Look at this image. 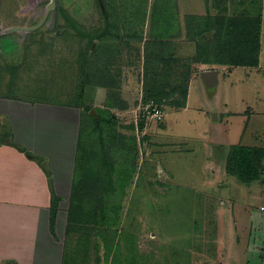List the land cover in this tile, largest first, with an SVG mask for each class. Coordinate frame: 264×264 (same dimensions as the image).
Listing matches in <instances>:
<instances>
[{
    "label": "rangeland",
    "instance_id": "374dc122",
    "mask_svg": "<svg viewBox=\"0 0 264 264\" xmlns=\"http://www.w3.org/2000/svg\"><path fill=\"white\" fill-rule=\"evenodd\" d=\"M36 2V9H24L25 0H0V17L14 27L36 23L48 0H30V8ZM55 2L87 33L104 25L105 10L111 32L90 42L55 10L33 33L15 28L0 34V41L9 39L7 48L14 43L9 54L0 47V93L79 109V126L86 134L91 125L84 106L117 120L112 136L117 191L107 199L118 210L109 213L111 225L75 223L78 229L62 239L67 242L65 264H264V185L242 184L224 169L231 145H264V0H208L213 17L260 14L259 66L232 72L189 61L196 47L187 30L199 21L182 18L186 8V14L189 10L204 17V0H184L186 8L181 10L174 0H104V6L99 0ZM164 51L172 67L178 59L177 73L186 69L181 65L191 66L192 82L188 108L175 110L165 102L163 120H157L151 113L154 103L142 100L144 73L150 64L161 66L155 60ZM105 65L110 70L105 82L118 87L117 109L105 106L108 88L100 87L97 77L85 86L82 100L78 98L84 72ZM208 69L222 73L210 93L199 79ZM175 76L171 72V79ZM75 167L78 180L85 171ZM67 204L62 205L63 219Z\"/></svg>",
    "mask_w": 264,
    "mask_h": 264
},
{
    "label": "trees",
    "instance_id": "16d2710c",
    "mask_svg": "<svg viewBox=\"0 0 264 264\" xmlns=\"http://www.w3.org/2000/svg\"><path fill=\"white\" fill-rule=\"evenodd\" d=\"M104 6V0H99ZM206 14L204 17H186L185 20H196L191 32L187 30L190 41L195 42V56L189 61L202 65H217L220 67H246L257 68L259 66L260 37H261V17L259 13L245 11L241 14L232 16H211L209 14L208 0H204ZM61 15L77 35L88 40H101L103 36L110 33L109 18L104 10V25L92 33L81 31L76 23L63 11ZM201 20V21H200ZM212 34L211 38L207 34ZM163 46V45H162ZM168 52L159 54L155 62L161 66L149 65L144 69V82L147 88L143 90V103L152 101L160 113L162 104L168 102V106L175 110L182 109L186 105L188 95V84L192 75L191 66L186 65L183 72H176L178 59L173 60L175 67H172V59ZM159 69V70H158ZM171 72L176 73L171 79ZM85 80L78 86V98L82 100L85 86L91 82V78H98L100 87L108 88L105 106L108 109L119 108L120 100L117 97L116 84L105 82L104 77H110V70L104 67H96V70L84 72ZM99 75V76H98ZM174 74H172L173 76ZM110 80V78H108ZM113 85V86H111ZM176 96V97H175ZM154 107V108H155ZM87 111L91 128L89 134L84 133L79 127L78 139L75 154V166L78 165L85 171L78 180L72 182V189L68 200L66 238L71 232L76 231L78 224L86 222L91 227L99 225H111L113 221L109 218V213H116L118 205H113L107 199V195L112 196L116 193L115 186L118 175H115V161L112 155H116L113 149L115 145V127L117 120L108 114L103 117L102 111L95 110L97 119L90 114L91 108L83 107ZM153 110V109H152ZM151 110V113H153ZM82 119L85 115L81 114ZM159 120H163V116ZM103 125L107 126V131L103 130ZM144 126V116L138 124L139 130ZM134 129L133 126L129 127ZM105 132V133H104ZM107 135V136H105ZM117 141H123L122 137H116ZM119 144V143H117ZM122 149V147H120ZM22 151L21 147H18ZM225 174L234 177L238 182L246 185L257 183L264 185V147L243 146L240 144L231 145L228 148L225 158ZM128 172V171H127ZM61 198L51 191L49 223L52 228L54 225L58 204ZM115 210V211H113ZM69 235V236H67ZM66 246V249H65ZM67 255V242L63 245L61 264H65Z\"/></svg>",
    "mask_w": 264,
    "mask_h": 264
},
{
    "label": "crops",
    "instance_id": "0c3cea01",
    "mask_svg": "<svg viewBox=\"0 0 264 264\" xmlns=\"http://www.w3.org/2000/svg\"><path fill=\"white\" fill-rule=\"evenodd\" d=\"M51 1L55 7L49 11L47 19L55 10H62L55 0H48L46 5ZM28 2L30 0H25L27 5L24 9H36L39 5L36 2L30 8ZM174 6L178 10L186 8L184 0H174ZM186 11L182 20L197 16L191 15L189 10L186 14ZM45 12H42L43 16ZM43 16L36 23L18 27L11 26L10 21L0 17V34H10L16 31L15 28L24 31L22 28L38 24ZM36 30L25 32L33 33ZM7 40L1 38L0 47L9 54L14 49V43L11 42L13 48H7ZM1 60L2 56L0 69L3 67ZM219 68H230L231 72L235 69ZM213 70L219 73L217 84L211 89L205 87L201 72L199 74V79L209 93L217 88L222 74L218 69ZM188 99L189 95L186 107L178 110L188 108ZM79 125V109L21 101L0 93V264H61L68 211L67 204L63 219L62 205L68 202L72 189ZM5 138H9L14 146L7 145ZM208 150L213 154L211 149ZM206 167L210 172L209 161ZM51 191L61 198L52 228L49 223Z\"/></svg>",
    "mask_w": 264,
    "mask_h": 264
},
{
    "label": "water",
    "instance_id": "95a60500",
    "mask_svg": "<svg viewBox=\"0 0 264 264\" xmlns=\"http://www.w3.org/2000/svg\"><path fill=\"white\" fill-rule=\"evenodd\" d=\"M54 7H55V5H54L53 1H51L47 6L46 12H45L42 20L38 24H36L32 27L22 28V29L24 31H33V30H36L39 27H41L45 23L49 11L51 9H53ZM11 31H13V29H11ZM92 46L94 47V43ZM218 73L219 72L217 70H208V71L201 72L200 77H201V80L203 81L206 88L211 89V88H214L216 86L217 81H218ZM90 114L94 117L95 120L97 119L95 111L91 110ZM213 116H214L213 121H217L216 115L213 114ZM5 143L7 145L14 146L13 143L9 140V138H5Z\"/></svg>",
    "mask_w": 264,
    "mask_h": 264
},
{
    "label": "built area",
    "instance_id": "2783aa9c",
    "mask_svg": "<svg viewBox=\"0 0 264 264\" xmlns=\"http://www.w3.org/2000/svg\"><path fill=\"white\" fill-rule=\"evenodd\" d=\"M152 116L154 117V118H156L157 120H159L160 118H161V113H160V111H159V109H157L156 107L155 108H153V110H152Z\"/></svg>",
    "mask_w": 264,
    "mask_h": 264
}]
</instances>
